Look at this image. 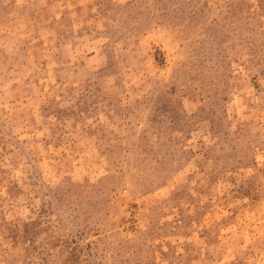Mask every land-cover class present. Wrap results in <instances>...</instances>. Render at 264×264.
I'll return each instance as SVG.
<instances>
[{"label":"rangeland","instance_id":"374dc122","mask_svg":"<svg viewBox=\"0 0 264 264\" xmlns=\"http://www.w3.org/2000/svg\"><path fill=\"white\" fill-rule=\"evenodd\" d=\"M0 264H264V0H0Z\"/></svg>","mask_w":264,"mask_h":264}]
</instances>
